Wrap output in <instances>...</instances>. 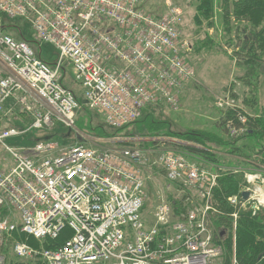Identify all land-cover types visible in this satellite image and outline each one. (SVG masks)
Wrapping results in <instances>:
<instances>
[{
  "label": "built area",
  "instance_id": "obj_1",
  "mask_svg": "<svg viewBox=\"0 0 264 264\" xmlns=\"http://www.w3.org/2000/svg\"><path fill=\"white\" fill-rule=\"evenodd\" d=\"M146 1L0 0V14L26 21L36 40L56 53L55 62H47L0 27V113L18 92L15 101L29 117L26 125L0 124V264L13 232L43 241L66 228L72 235L53 249L11 240L10 250L18 259L45 264H220L222 251L210 228L217 209L209 204L218 174L184 154L164 144L147 150L109 145L117 137L108 144L101 136L82 139L66 148L49 137L27 147L9 143L30 130L76 129L80 103L63 82L65 61L84 105L109 128L134 123L151 106L179 109L182 90L194 77L185 60L191 44L182 35L178 9L156 17L146 13ZM231 97L218 98L217 106L235 108ZM239 120L245 123V116ZM155 167L168 182L166 190L176 184L192 191L187 211L174 215L170 203L161 201L144 217L145 172ZM244 176L253 189L243 190L246 200L241 191L229 203L235 209L264 206V178ZM231 217L235 228L236 210Z\"/></svg>",
  "mask_w": 264,
  "mask_h": 264
},
{
  "label": "rangeland",
  "instance_id": "obj_2",
  "mask_svg": "<svg viewBox=\"0 0 264 264\" xmlns=\"http://www.w3.org/2000/svg\"><path fill=\"white\" fill-rule=\"evenodd\" d=\"M167 2H170L175 7H171L170 5L168 6ZM172 8L179 10L182 24V35L185 36L191 44V51L188 53V56L185 57V60L190 64L194 72V77L187 82L186 87L184 88V90H182V93L179 97L180 106L178 110L174 111L166 106H151L148 107L149 110L147 109V111L154 113L160 121L165 122L166 131H171L175 135L177 133L181 134L186 132L199 131L207 134L217 135L220 139L223 140V146L221 145L222 143H210L209 145L214 149V151H216V156L220 158L219 161H221L220 164L222 165L223 169L226 170V168L231 165L233 169H241V171L250 174L259 173L264 178V164L258 165L254 170V168H251V165H248L243 158H239L235 155L237 154L236 148L235 151L229 153L230 155L226 154L229 150V144L232 143L234 146H239L242 145L243 142L246 143V140H243V142L232 140L230 137L225 136L216 124L220 116H222V114L224 113L222 111L226 110L223 109L225 108V106L223 108L217 106L216 100L218 98L224 97L225 94H230L231 96L233 95L234 97H232L234 98L235 103L238 104V107H242V109L245 111V113H247L249 117H256L260 114H264V60L262 61V58L264 59L263 51H257V53H253L254 55H249L248 52L243 51L242 56H246V59L242 58L241 60H238V57H235L234 51H241L240 47L234 49V46H228L225 43V41L229 40V38L232 36V33L225 32L222 25L219 23L220 11L218 8L214 9V15L211 19L213 23L212 26H207L204 23L202 26H198L196 24V21L194 20L195 1L193 0H148L146 6L144 7L146 13L156 17H166L170 13V9ZM2 26L5 27L7 34L12 35L16 39L28 42V44L34 49L36 53L42 52V54H45L47 49H51L49 45L40 43L36 40L31 26L26 21L19 19H10L5 15L0 14V27ZM234 41L235 40H233L232 42ZM46 60H49L50 63H54L56 59H54L53 56H48V59ZM63 66L65 72L63 82L66 85H70L71 77H73L72 68L66 61L64 62ZM251 67H253L257 71L256 74L260 75L255 76L254 73V75L250 77V72L247 71L250 70ZM72 81L74 88H77L79 82H77L76 80ZM69 87L71 88V86ZM74 88L72 89L74 90ZM75 92L78 93L80 97L79 91L75 90ZM250 94L254 95L256 100L254 102L248 103V105L245 106L244 104L246 102H249ZM89 111L90 112L86 111L83 108L78 111L76 129H69V131H67L63 126L56 125L52 129H49V131L30 130L24 135L12 139L11 141H9V143L11 145L16 144L20 147L32 146L35 139H39L43 135L48 134V139L52 140L54 143H57L59 148H66L68 146H71L72 144L81 142L80 140L82 139V142L87 143L90 140L92 141L95 138L101 136V133L96 130L97 127H100L104 133H110L114 131L113 129H109L105 126L102 117L97 111ZM88 113L91 114L88 115ZM24 114L25 113L21 105L17 104L15 100H12L11 103H8L4 107L2 114L0 113V124L4 122V124L7 125L5 121L10 122L13 120L14 122V120L16 119L19 120V118L24 117ZM25 117L28 120V116H26V114ZM22 124L24 125L25 122ZM82 127H84L83 130L80 129ZM57 130H60L61 132H57ZM118 133L119 135L117 136V140H124L126 139L124 137H126L127 135L138 134L140 132L137 128V125L134 123L124 128L123 130H119ZM109 138L111 137H101V139H105V141H107V144L111 141L109 140ZM166 140L175 141V139L173 138ZM226 143L228 144V146L226 145ZM233 145L232 147H234ZM247 146L250 149V154H252L253 152H255L256 154L261 149L259 147H256L252 143L247 144ZM3 156L4 154L0 149V162L2 161ZM154 169L157 168L155 167ZM158 171L159 172L146 169L145 172V183L148 193L145 213L149 215L152 214L157 204H159L161 201H167V195L172 193L174 194V199H177L183 194L190 195L192 193V191L187 188H179L176 190L177 186L173 184L171 185L170 189L166 190L165 186H167L168 182L165 179L163 173L160 170ZM254 184L255 183L253 182L247 183L246 181L245 186L241 189V191L245 189H253ZM243 192H241V196ZM237 196H240V194ZM212 200L213 199L211 196L209 200V204L211 206H213ZM186 201L189 200L186 198ZM260 201L264 202V199H261ZM249 208L237 207L235 209L237 211V217L239 210L245 211ZM208 215L210 216V213H208ZM210 228L214 236V244L217 248H221L222 253L218 259V262L222 264L221 262L224 254V247L221 246L220 242L218 241V230H216L217 228H215L214 225L210 226ZM235 228L233 229L236 231ZM219 239L220 241L223 240V238ZM235 246L236 240L235 236H233V264H236ZM34 260L36 259L21 260L14 256V254H11L9 255V259L4 264H37L38 262Z\"/></svg>",
  "mask_w": 264,
  "mask_h": 264
},
{
  "label": "trees",
  "instance_id": "obj_3",
  "mask_svg": "<svg viewBox=\"0 0 264 264\" xmlns=\"http://www.w3.org/2000/svg\"><path fill=\"white\" fill-rule=\"evenodd\" d=\"M193 1H195L194 20L198 26H202L203 23L207 26H212L213 23L211 19L214 15V9H219V23L222 25L225 32L232 33V36L229 40L225 41V43L228 46H234V49L240 47V50L242 51L235 52L233 50L235 57H238V60H241L242 58L246 59V56H242L243 51L248 52L249 55H254L253 53H257V51H263L264 53V0ZM233 40L235 41L232 42ZM48 50L51 49H47L46 51ZM41 57L45 60L48 59L43 56ZM263 60L264 59L262 58V61ZM46 61L50 62L49 60ZM247 72H250V77H252L254 73L255 76L260 75L256 74L257 71L253 67H251V69ZM72 78L70 85L65 84L66 86H71V89L74 88ZM75 90L79 91L80 97ZM73 92L76 94L80 103V109L83 108L90 112L83 103L84 101L82 99V89L80 83L77 88H74ZM255 100V96L250 94L249 102L244 101L246 102L244 105L246 106L248 103L254 102ZM236 105L237 106L235 108L223 110L222 112L224 113H221L222 116H220L216 124L223 134L230 137L232 140L241 142L246 140V143L243 142L242 145L239 146H234L232 143L229 144V150L226 154L230 155L229 153L235 151L236 148L237 154L235 155L239 158H243L244 161H246L248 165H251L250 167L255 170L258 165L264 164V114H260L256 117H249L242 107H238L237 103ZM157 106L162 107L163 105ZM147 109L144 111L142 117L134 122L140 133L130 134L127 136L124 135L126 136L124 137L126 139L115 141L109 145L137 147L147 150L157 144H164L166 148L184 154L187 159L196 165L199 164V167L217 173V183L212 189V204L213 207L217 209V212L211 215L210 226L214 225V227L217 228L218 241L221 246L224 247L222 264H233V236H235L236 240V264H264V207H260L259 209L249 208L245 211L239 210L236 220V231L233 229V218L231 217V214L235 211V207L229 203L228 198L240 194L241 189L245 186L246 180L244 173L246 172L241 171V169H233L231 165L226 168L227 171L222 168V165L220 164L221 161H219L220 158L216 156V151H214L209 144H221L223 140L217 135L207 134L200 131L181 134L177 133L175 135L171 131H166L165 122L160 121L154 113L147 111ZM24 113L26 114V112ZM90 114L91 113H88V115ZM26 116L28 115L26 114ZM239 116H245V123H242L239 120ZM28 122L29 117L25 125ZM130 125L119 129H113L114 131L110 133H107L105 130L104 131L106 133H104L100 127H97L96 130L101 133V137L103 138H114L119 135V130H123ZM106 127L109 128L108 126ZM233 128H243L244 132L231 134L230 129ZM80 129L83 130L84 127ZM66 130L69 131V129ZM57 132L61 131L57 130ZM47 137H49L48 134H45L39 139ZM170 138L175 139V141L166 140ZM251 143L256 147L261 148L256 154L255 152L252 154L249 152L250 149L247 144ZM221 145L223 146V143ZM226 145L228 146L227 143ZM232 145L234 147H232ZM156 171L158 172V169H156ZM176 186V190L179 189V185ZM188 196L189 195L187 194H183L181 197L174 199V194L171 193L167 195V201L170 202L172 213L174 215L185 212L191 207V200L188 199L189 201H186ZM144 217L148 219L150 215L146 214L144 211ZM71 235L72 232L70 229L66 228L56 239L47 238L43 241H38L37 239L17 230L12 233V238L7 240L2 248L6 258L5 263L9 259V255L12 254L10 250L11 240H20L38 248L53 249L60 246V244H62L64 240ZM219 238H223V240L220 241ZM34 261H37V264H45L40 258Z\"/></svg>",
  "mask_w": 264,
  "mask_h": 264
},
{
  "label": "crops",
  "instance_id": "obj_4",
  "mask_svg": "<svg viewBox=\"0 0 264 264\" xmlns=\"http://www.w3.org/2000/svg\"><path fill=\"white\" fill-rule=\"evenodd\" d=\"M53 49L51 48V50H48V51H46V53L45 54H42V52H40V56H44V57H46V58H48V56H53V58L54 59H56V53H55V51H52ZM53 61V60H52ZM72 78V77H71ZM20 96V93H18V92H16L15 93V95L12 97V99H10L9 101H8V103H11L12 102V100H15L16 98H18ZM6 106V105H5ZM7 108V107H6ZM28 120L26 119V117H25V115H24V117L23 118H19V120H14V122H13V120L12 121H10V122H8V121H5L6 123H7V125H5L4 124V122L3 123H1V127H7V126H17V125H21L22 123H26ZM9 123V124H8Z\"/></svg>",
  "mask_w": 264,
  "mask_h": 264
},
{
  "label": "water",
  "instance_id": "obj_5",
  "mask_svg": "<svg viewBox=\"0 0 264 264\" xmlns=\"http://www.w3.org/2000/svg\"><path fill=\"white\" fill-rule=\"evenodd\" d=\"M242 197H243V199H247V197H248V193H247V192H243V193H242Z\"/></svg>",
  "mask_w": 264,
  "mask_h": 264
}]
</instances>
